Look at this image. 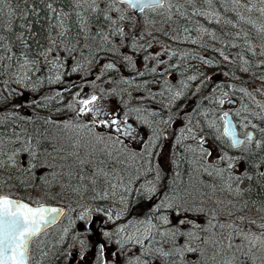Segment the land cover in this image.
Segmentation results:
<instances>
[{"label":"snow or ice","instance_id":"snow-or-ice-1","mask_svg":"<svg viewBox=\"0 0 264 264\" xmlns=\"http://www.w3.org/2000/svg\"><path fill=\"white\" fill-rule=\"evenodd\" d=\"M47 261L264 264V0H0V264Z\"/></svg>","mask_w":264,"mask_h":264},{"label":"rangeland","instance_id":"rangeland-1","mask_svg":"<svg viewBox=\"0 0 264 264\" xmlns=\"http://www.w3.org/2000/svg\"><path fill=\"white\" fill-rule=\"evenodd\" d=\"M50 231L54 232L55 229H52V230H50ZM48 238H49V239H52L53 237H52V236H49ZM34 247H35V246H34ZM50 262H51V263H50ZM46 264H52V261H47Z\"/></svg>","mask_w":264,"mask_h":264},{"label":"flooded vegetation","instance_id":"flooded-vegetation-1","mask_svg":"<svg viewBox=\"0 0 264 264\" xmlns=\"http://www.w3.org/2000/svg\"><path fill=\"white\" fill-rule=\"evenodd\" d=\"M51 263V262H50Z\"/></svg>","mask_w":264,"mask_h":264}]
</instances>
